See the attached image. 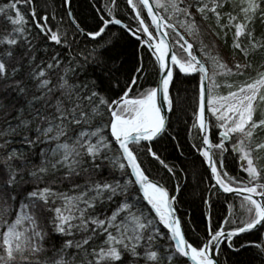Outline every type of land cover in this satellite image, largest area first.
<instances>
[{
  "label": "snow or ice",
  "instance_id": "obj_1",
  "mask_svg": "<svg viewBox=\"0 0 264 264\" xmlns=\"http://www.w3.org/2000/svg\"><path fill=\"white\" fill-rule=\"evenodd\" d=\"M64 3L66 26L38 13L34 0L0 5V264H220L222 245L264 228V71L248 75L258 54L264 68V0H126L135 29L108 9L90 31L75 22L71 0ZM109 25L147 47L155 86L140 82L142 63L123 85L113 75L108 42L98 40ZM202 32L224 44L231 38L230 59ZM81 36L96 46L81 47ZM178 74L199 76L192 147L211 187L240 198V213L230 211L216 228L209 216L195 244L177 196L141 159L175 175L152 143L168 130ZM229 154L237 175L228 171Z\"/></svg>",
  "mask_w": 264,
  "mask_h": 264
},
{
  "label": "trees",
  "instance_id": "obj_2",
  "mask_svg": "<svg viewBox=\"0 0 264 264\" xmlns=\"http://www.w3.org/2000/svg\"><path fill=\"white\" fill-rule=\"evenodd\" d=\"M5 2L7 0H0V5ZM34 3L38 13H48L50 16L55 14L56 18L50 21L53 25L61 22V18H63L65 26L69 23L64 0H34ZM21 7L23 11L27 12V9ZM72 9L76 21L86 31L96 29L102 18H109L108 9L113 10L116 18L134 23L137 26L134 13L130 10L126 0H116L115 4L113 0H72ZM29 21L31 23L30 17ZM4 27L6 24L0 19V29ZM261 30L258 26V32ZM212 35L219 41L224 53L230 59L231 38L227 44H224L220 38ZM79 39L83 41L81 47L87 45L91 49L96 46L90 39L82 36ZM98 40L100 45H105L108 42L104 57L107 59L109 67L113 69V75L119 78L122 85L128 81L130 76L135 74V68L141 63L147 73V79H142L140 82L145 87L155 85L157 71L149 51L146 47L140 49L138 42L125 30L112 25L106 30L103 39L98 38ZM203 40L205 44H208L204 37ZM140 50L144 52L142 62ZM237 59L240 57L237 56ZM261 60L262 57L259 54L254 57V69L250 70L248 75L255 76L256 70L264 71V68L260 67ZM198 83V76L185 77L180 74L176 76L172 88L173 111L167 133L153 143V150L161 159L169 166H174L175 176L181 185L177 207L186 237L194 244L206 235L209 224L208 215L211 217L212 227L216 228L220 226L221 221L226 218L230 211L234 214H239L241 211L239 197L217 193L215 189L210 188L211 180L208 169L197 154L196 149L192 147L194 143L199 145V136L196 130L192 129ZM213 135L216 138V134ZM141 159L144 161L143 166L151 173V177L165 184L174 193L173 175L150 156L144 154ZM226 164L229 172L235 175L239 173V162L233 159L232 154L227 156ZM230 205L232 206L231 209L229 208ZM254 241H259L264 246V228L236 237L233 248L227 247L226 244L222 245L219 260L224 264H264V257L260 248L255 245L240 248V245ZM236 248H240V250L236 251Z\"/></svg>",
  "mask_w": 264,
  "mask_h": 264
},
{
  "label": "bare ground",
  "instance_id": "obj_3",
  "mask_svg": "<svg viewBox=\"0 0 264 264\" xmlns=\"http://www.w3.org/2000/svg\"><path fill=\"white\" fill-rule=\"evenodd\" d=\"M130 7V6H129ZM146 12V11H145ZM146 14V13H145ZM76 19V18H75ZM146 22H147V20H146ZM128 23V22H127ZM149 23H150V20H149ZM128 24H130L131 26H135L136 24H132V23H128ZM137 27V26H136ZM132 36V35H131ZM134 38V37H133ZM137 42H138V47L140 48V49H142L143 47H146V46H144V45H142L136 38H134ZM147 48V47H146ZM148 50V49H147ZM143 50H140L139 52V54H140V60H141V62H142V56H143V54H144V52H142ZM150 53V52H149ZM151 55V54H150ZM151 58L154 60V57L153 56H151ZM180 75H182V76H185V75H183V74H180ZM190 76H198V74H192V75H190ZM186 77V76H185ZM158 79H159V75L157 74V77H156V81H158ZM198 79H199V76H198ZM155 86V85H154ZM172 88H173V86H172ZM172 88H171V97H172ZM196 105H197V103H196ZM172 112V111H171ZM171 112H169L168 113V126H169V122H170V117H171ZM167 133V132H166ZM214 134V133H213ZM161 138V137H160ZM160 138H158L157 140H159ZM215 139V141L216 142H218V137L216 136V138H214V135H213V140ZM156 140V141H157ZM155 142V141H154ZM153 142V143H154ZM153 143H152V147H153ZM197 154H198V152H197ZM199 155V154H198ZM200 156V155H199ZM201 157V156H200ZM201 159H202V157H201ZM203 160V159H202ZM204 162V161H203ZM205 164V163H204ZM205 166H206V168L208 169V167H207V165L205 164ZM208 173H209V177H210V170L208 169ZM230 174H232L231 172H230ZM232 175H235V174H232ZM174 177V181H175V190H174V193L173 192H171L170 191V189H169V191H170V193H172L173 195H176L177 196V201H178V196H179V193H180V190H181V185H180V182H179V179L174 175L173 176ZM152 178V177H151ZM153 179H155V178H153ZM211 180V185L212 184H214L215 183V181L214 180H212V179H210ZM162 183V182H161ZM177 188H178V190H177ZM212 190H213V188L212 187H210ZM224 195H229V196H235L234 194H224ZM209 196V195H208ZM237 197V196H236ZM208 201V200H207ZM177 209H178V207H177ZM178 213H179V210H178ZM179 216H180V213H179ZM209 216L210 215H208L207 216V220L209 221ZM229 216V214L226 216V217H228ZM180 218H181V216H180ZM181 221H182V219H181ZM224 221V220H223ZM223 221H221V224L223 223ZM183 223V222H182ZM220 224V225H221ZM184 227V226H183ZM260 228H257L256 230H259ZM256 230H253V231H256ZM185 231V230H184ZM252 231V232H253ZM250 233V232H249ZM186 234V233H185ZM244 234H247V233H244ZM244 234H241L240 236H242V235H244ZM239 237V236H238ZM236 238V237H235ZM235 238H233V239H235ZM188 239V238H187ZM244 245H246V246H249V245H262V243L261 242H259V241H254V242H247V243H245ZM263 246V245H262ZM261 249V248H260ZM262 250V249H261ZM262 253H263V257H264V251H262ZM218 259H219V257H218ZM220 261V260H219ZM220 263L221 264H224L223 262H221L220 261Z\"/></svg>",
  "mask_w": 264,
  "mask_h": 264
},
{
  "label": "rangeland",
  "instance_id": "obj_4",
  "mask_svg": "<svg viewBox=\"0 0 264 264\" xmlns=\"http://www.w3.org/2000/svg\"><path fill=\"white\" fill-rule=\"evenodd\" d=\"M202 36L205 38V40L207 41L208 45L213 48L214 51L219 50L222 52L223 57H225L226 59H228V57L226 56V54L224 53L219 41L212 35V33H208V32H202ZM217 45H219V49H217Z\"/></svg>",
  "mask_w": 264,
  "mask_h": 264
},
{
  "label": "water",
  "instance_id": "obj_5",
  "mask_svg": "<svg viewBox=\"0 0 264 264\" xmlns=\"http://www.w3.org/2000/svg\"><path fill=\"white\" fill-rule=\"evenodd\" d=\"M66 9H67V11H68V10H69V6L66 5ZM70 11L72 12L73 17H75V16H74V13H73V9H72V0H71V5H70ZM145 11H146V10H145ZM121 20H122V19H121ZM75 22L78 23V22L76 21V19H75ZM122 22H123L124 24H128V23H127L126 21H124V20H122ZM79 26H80V25H79ZM110 26H112V25H109V27H110ZM116 26L121 27L120 25H116ZM80 27H81V26H80ZM81 28H82V27H81ZM121 28H122V27H121ZM132 28L135 29L136 27H135V26H132ZM122 29H123V28H122ZM84 30H85V29H84ZM123 30H125L128 34H130L126 29H123ZM85 31H86V30H85ZM130 35H131V34H130ZM139 42H140V41H139ZM168 113H169V112H166V113H165L167 119H168ZM177 214H178V216H179V213H178V212H177ZM179 217H180V216H179ZM181 222H182V221H181ZM182 227H183V223H182ZM183 229H184V227H183ZM255 230H256V229H255ZM186 238H187V237H186ZM189 263H190V262H189ZM220 264H221V263H220Z\"/></svg>",
  "mask_w": 264,
  "mask_h": 264
}]
</instances>
